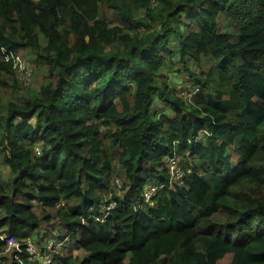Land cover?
<instances>
[{"label":"trees","instance_id":"obj_1","mask_svg":"<svg viewBox=\"0 0 264 264\" xmlns=\"http://www.w3.org/2000/svg\"><path fill=\"white\" fill-rule=\"evenodd\" d=\"M22 50L46 72L17 96ZM0 153V235L52 264H264V0H0Z\"/></svg>","mask_w":264,"mask_h":264},{"label":"rangeland","instance_id":"obj_2","mask_svg":"<svg viewBox=\"0 0 264 264\" xmlns=\"http://www.w3.org/2000/svg\"><path fill=\"white\" fill-rule=\"evenodd\" d=\"M100 16L106 17L111 21L112 25H118L119 24V19L115 15V13L105 7L104 4H100ZM143 14L142 12H137L136 13V18L141 17ZM224 19V17H223ZM227 22L225 21L223 29L226 30L227 28ZM132 31H137V28H133ZM228 32V30H227ZM230 39L234 41L236 39V36L234 34H230ZM15 64H16V69L19 67H25L28 66L30 68V77L27 79L28 82L27 84H24L25 86L23 87L21 85V89L19 91H16L17 96L18 95H24L26 91H38V88L40 84L42 83L43 76L45 75V68L41 65L40 62L37 61V59L32 55V53L28 50H22L20 53H18L17 57L15 58ZM26 71L25 69H23ZM195 72H198V68H194ZM160 75L158 76V80H167L170 87H175L176 92H178L180 95H182L187 101L193 102L191 99L188 91V87L190 86V81H189V76L186 73V71L181 67V65L176 66L175 68H172L170 71H162L159 73ZM11 97H14L11 95ZM9 99V96H5L3 98V103L5 104L6 101ZM153 109H156V113L159 114H165V115H172V112L170 110H167V107L163 104L160 103L159 100H155L153 104ZM8 178V168L2 163V155L0 153V179L2 181H5ZM115 178L118 180H121V175H116ZM40 231L47 232V233H53L55 234L56 230L52 229L50 226H46L45 224L41 225ZM43 232L41 233L40 236H38L40 239H42ZM26 239V238H25ZM31 239L32 243L35 245L36 243V235L35 233L33 234ZM49 237L42 239L41 243L45 245V242L50 241ZM45 243V244H44ZM56 244V242H55ZM60 246L59 244L55 246V251H59ZM71 253L73 255H78V256H83V251L79 249H72L71 247L67 246L65 248L64 254ZM231 261V255H226L223 259H221L218 264H229Z\"/></svg>","mask_w":264,"mask_h":264},{"label":"built area","instance_id":"obj_3","mask_svg":"<svg viewBox=\"0 0 264 264\" xmlns=\"http://www.w3.org/2000/svg\"><path fill=\"white\" fill-rule=\"evenodd\" d=\"M16 66V64H15ZM25 69L26 71H24ZM19 81L23 84H27L28 78L30 77V68L28 66L17 69ZM195 93V89L189 91L190 97ZM178 161L175 159H170L168 161L169 170L171 171L173 178L175 180H180L182 174L177 168ZM155 193V187L148 186L147 191L144 193V197L148 200ZM111 206L115 205V202L110 204ZM0 239L5 240L6 249L5 252L10 256L13 255L14 259H19V253L24 250L30 257V259L35 262V264H52V252L55 249V245L51 241L46 242L44 247L41 249L37 245H34L30 239L26 240V245L24 248L21 247L20 243L14 237H6L3 234L0 235Z\"/></svg>","mask_w":264,"mask_h":264},{"label":"clouds","instance_id":"obj_4","mask_svg":"<svg viewBox=\"0 0 264 264\" xmlns=\"http://www.w3.org/2000/svg\"><path fill=\"white\" fill-rule=\"evenodd\" d=\"M45 243H46V242H45ZM45 243H44V244H45Z\"/></svg>","mask_w":264,"mask_h":264}]
</instances>
